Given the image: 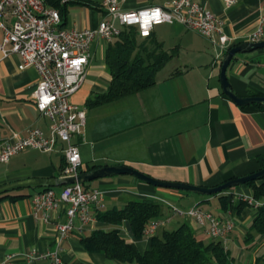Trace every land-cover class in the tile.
Wrapping results in <instances>:
<instances>
[{
  "label": "crops",
  "instance_id": "0c3cea01",
  "mask_svg": "<svg viewBox=\"0 0 264 264\" xmlns=\"http://www.w3.org/2000/svg\"><path fill=\"white\" fill-rule=\"evenodd\" d=\"M224 22V31L234 44L248 41L250 33L264 16V0H238L230 7L225 0H199ZM164 0H121L125 10L163 4ZM67 8L62 27L97 29L106 11L101 0H62ZM10 22V19L8 20ZM152 37L172 57L157 72L156 83L138 92L100 104L90 99L106 93L112 81L107 68L108 42L97 37L91 45V58L85 82L74 93V103L87 110L82 136H75L82 166L125 164L155 178L203 186H216L229 179L260 169L258 158L264 155V110L255 104L240 106L223 91L220 66L223 52L211 40L179 23L154 26ZM3 31L0 29V41ZM22 58L17 53H0V148L10 139L25 136L31 128L50 132V121L38 110L34 93L39 82L35 67L19 69ZM228 79L239 96L264 93V49L239 53L231 61ZM61 143L54 152L27 148L0 163V185L31 178L62 176L65 157ZM91 188L107 189V209L123 207L145 195L166 197L183 208L207 204L216 214L234 213L237 224L228 239L229 249L245 235L256 214L247 205L235 213L224 210L219 196L199 197L194 193L155 187L133 175H117L89 182ZM57 188V191L61 190ZM43 188H23L10 192L24 195L0 199V264L7 254L16 253L12 264H51L47 258L26 261L22 253L30 249L45 251L55 244L56 224L66 220L64 207L49 212H34L31 197ZM235 205L240 197L254 198L244 184L222 193ZM176 197V199H174ZM166 213L169 212L165 205ZM187 221L204 240L212 239ZM124 221L120 235L135 243L141 251L150 248L151 238H137ZM98 228L115 226L99 221ZM128 226V228L126 227ZM168 228V227H167ZM173 229V228H172ZM94 230L72 233L62 242L65 264H125L109 259L102 251L88 250L82 238ZM240 257V254H239Z\"/></svg>",
  "mask_w": 264,
  "mask_h": 264
},
{
  "label": "built area",
  "instance_id": "2783aa9c",
  "mask_svg": "<svg viewBox=\"0 0 264 264\" xmlns=\"http://www.w3.org/2000/svg\"><path fill=\"white\" fill-rule=\"evenodd\" d=\"M238 0H225L230 7ZM106 16L97 29L62 27V16L56 7L45 0H0V53L7 57L12 53L21 56L19 69L35 67L39 82L34 93L35 104L40 113L49 119L50 132L31 128L25 136L8 140L0 148V163L27 148L54 152L61 143L66 166L62 176L77 175L82 167L75 136H82L86 125L87 110L73 102L72 96L85 82L86 70L91 58V45L101 37L108 43L114 41L124 28L135 26L140 35H150L154 26L163 23H179L211 40L223 52L234 45V38L224 31V22L199 0H164L163 4L148 5L139 9L125 10L121 0H101ZM10 19V22L8 21ZM264 39V16L250 33L248 41ZM107 189L91 188L76 182L61 187L41 189L31 197L35 213L43 211L46 216L53 209L64 207L66 220L56 224L55 244L45 250L30 249L22 253L26 261L47 258L51 264H65L62 242L72 233L98 229V214L107 209ZM169 208L163 217L151 220L144 229V237H153L161 228L175 218L192 219L213 239L226 243L234 231L237 220L232 212L219 215L196 204L183 208L161 195L148 196ZM255 208L263 202L251 197H240ZM16 253L7 254L2 264H12Z\"/></svg>",
  "mask_w": 264,
  "mask_h": 264
},
{
  "label": "trees",
  "instance_id": "16d2710c",
  "mask_svg": "<svg viewBox=\"0 0 264 264\" xmlns=\"http://www.w3.org/2000/svg\"><path fill=\"white\" fill-rule=\"evenodd\" d=\"M45 1L47 5L59 9L62 17L66 15L67 8L62 5V0ZM171 57L172 54L164 50L161 44L152 37V32L142 37L137 27L124 28L114 41L108 43L106 51L107 68L112 75L109 89L106 93L90 99L89 104L95 105L115 100L154 85L157 72ZM256 95L264 96V93L249 94V96ZM255 105L264 110V104ZM258 161L260 169L264 168V155L259 156ZM66 164L65 159L62 171ZM94 168L97 166L87 168L82 166L80 171H89ZM247 185L252 189L254 198L263 202L260 207L256 208V214L245 235V243L252 244L258 238H264V177L250 181ZM222 193L210 196L220 195L219 199L225 211L233 208L237 213V210L239 212L247 205L245 202L235 205ZM22 196L24 195H13L9 192L1 194L0 199ZM165 214V204L155 199L146 197L132 199L121 208L115 207L100 212L99 221L115 227L98 228L90 235L83 237L82 242L88 250L102 251L107 258L125 264H236L231 249L226 248L222 240L212 238L206 241L199 238L195 229L187 221L173 229L161 228L151 237L150 248L144 251L120 235L119 226L125 221L133 235L142 238L148 223ZM249 264H264V251Z\"/></svg>",
  "mask_w": 264,
  "mask_h": 264
},
{
  "label": "water",
  "instance_id": "95a60500",
  "mask_svg": "<svg viewBox=\"0 0 264 264\" xmlns=\"http://www.w3.org/2000/svg\"><path fill=\"white\" fill-rule=\"evenodd\" d=\"M264 49V39L258 42L244 41L231 46L223 55L220 66V81L223 91L228 95L235 103L240 106H247L251 104H264V96H239L232 88V85L228 79L227 70L233 60V58L239 53H248L255 50ZM117 175H133L142 181L149 183L155 187H161L173 190H183L191 193H197L202 195H214L222 193L231 188L247 184L250 181L259 180L264 177V168L259 169L251 174L244 175L229 179L216 186H203L192 183H186L181 181H167L155 178L148 175L139 169L125 165H105L91 169L89 171H81L77 175L73 176H58L49 178H31L25 180L14 181L11 183H5L0 185V195L9 193L21 188H48V187H60L76 182L87 183L99 178Z\"/></svg>",
  "mask_w": 264,
  "mask_h": 264
},
{
  "label": "rangeland",
  "instance_id": "374dc122",
  "mask_svg": "<svg viewBox=\"0 0 264 264\" xmlns=\"http://www.w3.org/2000/svg\"><path fill=\"white\" fill-rule=\"evenodd\" d=\"M58 188H60V187H58ZM21 189H23V188H21ZM18 190H20V189H18ZM15 191H17V190H15ZM180 191L184 192V193H191V192L183 191V190H180ZM194 194L199 196V197H202V198L209 196V195H202V194H197V193H194ZM174 199H176V197ZM202 207L207 209V210H210V208L207 206V204H203ZM178 226H179V224L172 222V223L168 224L166 227H168V229H172V228H176ZM126 227L128 228V226H126ZM240 237H241V239L239 240V242L236 241L235 247L231 250V252L235 256L236 264H249L251 261H254L255 258H257L258 255H260L264 251V238H258L254 243L247 244V243H245L244 233H242ZM206 241H208V240H206ZM223 244L225 245L226 248L228 247V241L226 243L223 242ZM239 254H240V257H239Z\"/></svg>",
  "mask_w": 264,
  "mask_h": 264
}]
</instances>
